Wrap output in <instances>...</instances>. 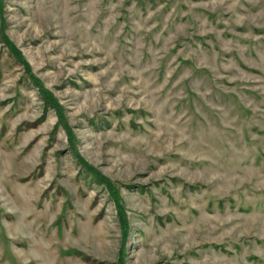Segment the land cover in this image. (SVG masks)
I'll return each mask as SVG.
<instances>
[{"label":"rangeland","instance_id":"1","mask_svg":"<svg viewBox=\"0 0 264 264\" xmlns=\"http://www.w3.org/2000/svg\"><path fill=\"white\" fill-rule=\"evenodd\" d=\"M0 264H264V0H0Z\"/></svg>","mask_w":264,"mask_h":264}]
</instances>
